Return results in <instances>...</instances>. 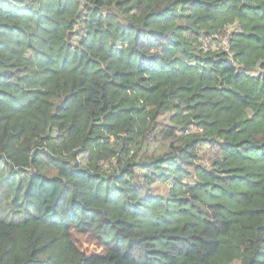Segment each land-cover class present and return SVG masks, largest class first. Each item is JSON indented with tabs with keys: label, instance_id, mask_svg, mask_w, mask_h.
I'll return each instance as SVG.
<instances>
[{
	"label": "trees",
	"instance_id": "16d2710c",
	"mask_svg": "<svg viewBox=\"0 0 264 264\" xmlns=\"http://www.w3.org/2000/svg\"><path fill=\"white\" fill-rule=\"evenodd\" d=\"M235 262L264 264V0H0V264Z\"/></svg>",
	"mask_w": 264,
	"mask_h": 264
},
{
	"label": "rangeland",
	"instance_id": "374dc122",
	"mask_svg": "<svg viewBox=\"0 0 264 264\" xmlns=\"http://www.w3.org/2000/svg\"><path fill=\"white\" fill-rule=\"evenodd\" d=\"M224 42H225V40H224ZM207 43V41L205 42V44ZM161 187H163V185H160ZM234 264H238V262H235Z\"/></svg>",
	"mask_w": 264,
	"mask_h": 264
}]
</instances>
